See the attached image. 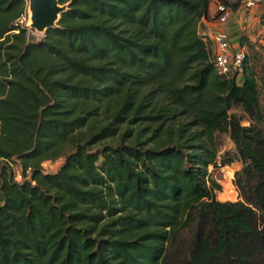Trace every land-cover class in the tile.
Listing matches in <instances>:
<instances>
[{"label": "trees", "instance_id": "obj_1", "mask_svg": "<svg viewBox=\"0 0 264 264\" xmlns=\"http://www.w3.org/2000/svg\"><path fill=\"white\" fill-rule=\"evenodd\" d=\"M58 2L36 41L0 0V264H264V45L225 76L210 0Z\"/></svg>", "mask_w": 264, "mask_h": 264}, {"label": "rangeland", "instance_id": "obj_2", "mask_svg": "<svg viewBox=\"0 0 264 264\" xmlns=\"http://www.w3.org/2000/svg\"><path fill=\"white\" fill-rule=\"evenodd\" d=\"M26 3V13L25 15L19 20L21 24H24L27 27L28 35L34 38L36 41H39L44 33H38L32 30L29 26L30 24V13L28 10V2L24 0ZM218 0H210V14L209 17L203 21L204 25L206 26L209 23V30H205L206 32H210L213 30H221L227 24L231 23L232 20H237V29L240 31V35L244 36L249 43L254 44L256 51L261 52L260 45H264V0H254L255 5L251 8H244V4L242 0L241 6L235 12H231L230 19L225 24H217V16L215 15V7L214 3ZM240 12L237 14V12ZM242 21V22H241ZM239 23V24H238ZM204 30H202L203 32ZM240 42V39H239ZM240 46V43L238 44ZM237 46V47H238ZM248 44H245V48L247 50L248 55L252 53ZM240 77H238L239 79ZM236 111V110H235ZM237 112H239L237 110ZM245 124H247L245 122ZM233 150L234 146L231 140L228 137H223V143L220 147V153H223L226 150ZM63 162V158H60L56 161H45L43 163V169L45 172L53 173L59 169ZM241 164L239 162L231 163L230 165L222 166L217 170H213L212 167H208V172L210 175L217 180V182L221 185V190L216 191V198L218 200H236L237 199V192L235 187L233 186V175L234 172L240 168ZM12 168L17 180H21L20 177L21 167L18 163H13ZM236 192V193H235Z\"/></svg>", "mask_w": 264, "mask_h": 264}, {"label": "built area", "instance_id": "obj_3", "mask_svg": "<svg viewBox=\"0 0 264 264\" xmlns=\"http://www.w3.org/2000/svg\"><path fill=\"white\" fill-rule=\"evenodd\" d=\"M244 8H251L255 5L254 0H246ZM217 24H225L231 17L230 9L222 2L214 3ZM204 39H210L213 43V61L219 74L229 76L237 70H241L242 63L247 56L245 47L236 46L233 48L229 38L222 30L201 32ZM21 177V176H20Z\"/></svg>", "mask_w": 264, "mask_h": 264}, {"label": "water", "instance_id": "obj_4", "mask_svg": "<svg viewBox=\"0 0 264 264\" xmlns=\"http://www.w3.org/2000/svg\"><path fill=\"white\" fill-rule=\"evenodd\" d=\"M30 13V28L38 33L56 27L60 15L68 8V3L59 4L58 0H26Z\"/></svg>", "mask_w": 264, "mask_h": 264}, {"label": "crops", "instance_id": "obj_5", "mask_svg": "<svg viewBox=\"0 0 264 264\" xmlns=\"http://www.w3.org/2000/svg\"><path fill=\"white\" fill-rule=\"evenodd\" d=\"M240 12V10L237 12V14ZM242 22V21H241ZM237 20L234 19L231 21V23L227 24L226 26H224V28H222L221 30L227 35V37L229 38L233 48H235L236 46H238L239 39H240V31L239 29H237ZM239 24V23H238ZM209 23H207V25L205 26V28L203 29L204 31L207 29L209 30ZM236 193V192H235Z\"/></svg>", "mask_w": 264, "mask_h": 264}]
</instances>
